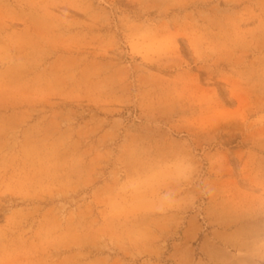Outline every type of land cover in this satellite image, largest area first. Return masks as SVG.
I'll use <instances>...</instances> for the list:
<instances>
[{
  "label": "rangeland",
  "instance_id": "obj_1",
  "mask_svg": "<svg viewBox=\"0 0 264 264\" xmlns=\"http://www.w3.org/2000/svg\"><path fill=\"white\" fill-rule=\"evenodd\" d=\"M0 264H264V0H0Z\"/></svg>",
  "mask_w": 264,
  "mask_h": 264
}]
</instances>
